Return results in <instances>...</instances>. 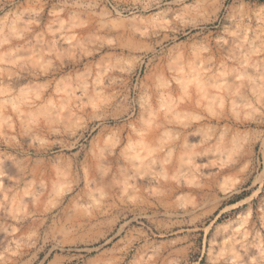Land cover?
Segmentation results:
<instances>
[{
  "label": "rangeland",
  "instance_id": "obj_1",
  "mask_svg": "<svg viewBox=\"0 0 264 264\" xmlns=\"http://www.w3.org/2000/svg\"><path fill=\"white\" fill-rule=\"evenodd\" d=\"M0 264H264V0H0Z\"/></svg>",
  "mask_w": 264,
  "mask_h": 264
}]
</instances>
